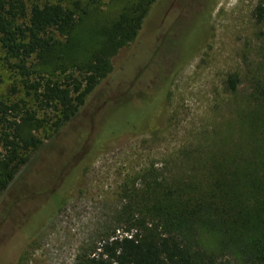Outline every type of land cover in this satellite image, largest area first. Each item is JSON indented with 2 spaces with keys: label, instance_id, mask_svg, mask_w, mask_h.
Returning a JSON list of instances; mask_svg holds the SVG:
<instances>
[{
  "label": "rangeland",
  "instance_id": "obj_1",
  "mask_svg": "<svg viewBox=\"0 0 264 264\" xmlns=\"http://www.w3.org/2000/svg\"><path fill=\"white\" fill-rule=\"evenodd\" d=\"M76 1L86 14L80 13L63 66L47 69L29 60L48 78L72 75L82 80L85 63L99 53L102 31L118 18L125 2L41 0L68 8ZM207 5L206 42L178 66V54L195 46L189 33L190 15ZM259 8L264 9V0L158 1L135 43L110 58L111 73L64 123L59 110L39 106L23 87L20 73L9 67L17 59L0 50V100L17 102L28 111L30 120L21 121L23 133L42 141L28 165L0 193V241L15 227L22 211L31 216V225L39 220L18 264H75L82 253L122 233L124 224L117 217L123 208L131 214L156 212L166 202L174 208L178 180L203 177L202 167L209 162L234 161L236 167L245 168L242 157L251 159L256 146L264 148V11L259 18ZM194 18L201 22L202 14ZM144 50L148 54L143 56ZM230 75L236 77L234 92L226 83ZM149 78L168 81L162 112L146 130L101 145L95 125L114 122L105 121L112 114L125 120L130 106L134 108L131 97L142 98L139 82ZM195 151L200 153L192 158ZM208 178L202 191L214 182V177ZM163 193L168 195L166 202ZM204 205L209 207L201 202L191 209L201 210L198 206ZM146 220L162 224L154 216ZM195 222L201 225L200 244L215 250L216 232ZM2 248L0 243V252ZM0 264H4L1 259Z\"/></svg>",
  "mask_w": 264,
  "mask_h": 264
},
{
  "label": "trees",
  "instance_id": "obj_2",
  "mask_svg": "<svg viewBox=\"0 0 264 264\" xmlns=\"http://www.w3.org/2000/svg\"><path fill=\"white\" fill-rule=\"evenodd\" d=\"M158 1L125 0L118 18L102 31L99 53L85 63L82 80L72 75L62 80L48 78L35 67V62L29 61L35 59L39 66L53 70L63 66L62 59L72 43V34L79 26L80 16L86 14L79 1L68 8L41 0L30 4L27 0H0V50L7 57L17 59L9 63V67L20 73L23 87L36 97L39 106L59 110L64 123L75 115L99 81L111 73L110 58L123 47L135 43ZM263 11L259 8V18ZM208 12L207 5L191 13L189 33L195 46L181 51L184 58L178 66L205 44ZM197 13L202 14L201 22L194 18ZM148 50L143 51V56ZM61 70L64 73L65 70ZM33 74L36 76L31 78ZM226 83L230 91L236 90L234 75H230ZM167 85L168 81L162 78L139 82L142 98L131 97L134 108L130 106L125 120L112 114L105 121L114 119V122L103 120L104 124L95 125L99 143L103 145L123 134L146 130L150 121L162 112ZM28 114L17 102L0 100L3 129L0 132V193L8 188L42 145L34 135L23 133L21 121L30 120ZM199 153L195 151L191 157ZM252 153L253 158L241 159L245 168L236 167L234 161L228 165L209 162L202 167L203 177L194 174L195 180H178L174 208L167 204L165 199L169 198L165 193L162 200L166 203L159 212L131 214L130 209L123 208L117 217V221L124 224L122 233L108 236L90 253H82L75 264H223L222 260L232 264H264V163L261 162L264 148L256 146V152ZM208 177H214V182L205 192L202 182ZM201 202H207L209 207L191 209ZM148 215L162 224L148 222ZM36 217L38 220L37 214ZM196 219L216 232L219 241L215 250L200 244L197 235L201 225ZM38 221L31 225V216L22 211L15 227L0 241L3 247L0 259L4 264H18L21 249L36 232Z\"/></svg>",
  "mask_w": 264,
  "mask_h": 264
},
{
  "label": "flooded vegetation",
  "instance_id": "obj_3",
  "mask_svg": "<svg viewBox=\"0 0 264 264\" xmlns=\"http://www.w3.org/2000/svg\"><path fill=\"white\" fill-rule=\"evenodd\" d=\"M183 53H184V52H183ZM183 55H184V54H182L181 52L178 54V58H177L178 63L184 58Z\"/></svg>",
  "mask_w": 264,
  "mask_h": 264
}]
</instances>
